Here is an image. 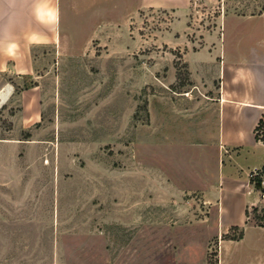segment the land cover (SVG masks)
<instances>
[{"label":"crops","instance_id":"crops-1","mask_svg":"<svg viewBox=\"0 0 264 264\" xmlns=\"http://www.w3.org/2000/svg\"><path fill=\"white\" fill-rule=\"evenodd\" d=\"M203 1L217 9L203 41L171 44L182 49L190 83L171 89L155 129L159 164L124 176L123 188L140 200L108 201L106 223L138 226L133 250L155 257L153 264H208L211 245L215 264H264V217L251 211L264 209V190L250 181L264 167L256 136L264 115V0L251 11L236 9L241 0ZM192 2L0 0V111L12 108L9 127L0 123V225L57 219L60 204L39 194L58 191L60 160L81 153L79 143L71 149L54 138L61 109L37 66L82 63L94 42L112 48L146 8L172 12L171 32L188 33L183 18ZM170 73L177 78L174 67ZM76 216L81 222V207Z\"/></svg>","mask_w":264,"mask_h":264},{"label":"rangeland","instance_id":"rangeland-1","mask_svg":"<svg viewBox=\"0 0 264 264\" xmlns=\"http://www.w3.org/2000/svg\"><path fill=\"white\" fill-rule=\"evenodd\" d=\"M258 1L241 0L236 9L251 11ZM213 10L209 12L203 0H193L183 18L189 31L181 34L171 32L176 20L172 12L146 8L131 17L129 32L119 34L112 48L94 42L82 63L37 66L38 73L48 74L43 83L51 90L54 85V105L61 109L54 138L71 149L79 143L81 153L60 160L64 168L58 191L52 186L39 194L44 202L60 204L57 219L0 225V264H144L143 260L153 264L155 257L142 258L133 250L138 226L106 223L104 207L112 199L140 200L137 191L123 188L124 176L139 169L150 171L155 161L159 164L162 146L155 129L168 107L171 89L190 83L182 49L171 44L180 46L186 36L201 43L205 27L215 24L217 9ZM172 67L177 74L174 80ZM11 110L0 111L4 127H9ZM50 179L45 176L44 184ZM79 207L81 222L76 216ZM122 247L130 251H118ZM214 249V245L209 248L208 264H215Z\"/></svg>","mask_w":264,"mask_h":264},{"label":"trees","instance_id":"trees-1","mask_svg":"<svg viewBox=\"0 0 264 264\" xmlns=\"http://www.w3.org/2000/svg\"><path fill=\"white\" fill-rule=\"evenodd\" d=\"M261 124H262V119L259 121V124H258L257 127H259ZM262 173H264V167L262 168V170H261L260 173L254 174L250 178V181H251V183H253L254 187L257 188V189H259L260 191H263L264 190V187H263V184H262V182L264 181V177H263V175H261ZM251 211L254 212V216L256 217L257 220H261V221L263 220V217H264V209L261 210V213H262L261 215H258V214L255 213V211H256L255 208H252Z\"/></svg>","mask_w":264,"mask_h":264},{"label":"built area","instance_id":"built-area-1","mask_svg":"<svg viewBox=\"0 0 264 264\" xmlns=\"http://www.w3.org/2000/svg\"><path fill=\"white\" fill-rule=\"evenodd\" d=\"M261 119H262V124L260 126H262V127L260 128V130H259V127L260 126L256 128V135H257V138L260 141H263L264 142V115H263V117ZM262 184L264 186V181L262 182ZM262 196L264 197V193H262Z\"/></svg>","mask_w":264,"mask_h":264}]
</instances>
